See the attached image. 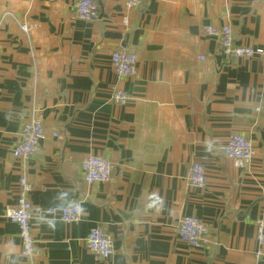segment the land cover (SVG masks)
Returning a JSON list of instances; mask_svg holds the SVG:
<instances>
[{
    "label": "crops",
    "instance_id": "1",
    "mask_svg": "<svg viewBox=\"0 0 264 264\" xmlns=\"http://www.w3.org/2000/svg\"><path fill=\"white\" fill-rule=\"evenodd\" d=\"M96 2L87 21L70 0H0V264H264L254 223L264 216L262 62L225 56L204 32L227 24L236 44L264 47V0H146L126 12L125 0ZM115 50L135 53L134 78L115 74ZM33 118L44 138L29 159L14 157ZM232 133L252 143L245 168L222 154ZM88 154L110 161L108 181L84 182ZM193 162L205 168L203 186L187 179ZM22 176L33 257L20 254L5 215ZM69 200L80 214L66 222ZM188 215L206 226L202 247L178 240ZM95 226L113 239L107 259L86 247Z\"/></svg>",
    "mask_w": 264,
    "mask_h": 264
},
{
    "label": "built area",
    "instance_id": "2",
    "mask_svg": "<svg viewBox=\"0 0 264 264\" xmlns=\"http://www.w3.org/2000/svg\"><path fill=\"white\" fill-rule=\"evenodd\" d=\"M146 0H125L124 11L139 7ZM74 14L77 18L91 21L98 18L99 5L96 0H70ZM122 22L127 24L128 17L122 16ZM27 30L26 25H22ZM204 32L216 36L220 52L228 57H253L261 59V72L264 78V47L254 48L247 45L236 44L233 40L232 29L224 24L220 27L205 26ZM111 66L119 77L134 78L137 73V57L134 52L115 50L110 56ZM128 95L123 91L114 93V100L123 103L128 100ZM18 140L12 150L14 157L29 159L38 149L39 143L44 138V127L41 121L33 118L23 122L18 134ZM251 141L240 133L229 135L226 144L222 148V154L228 158L234 167H247L253 157ZM83 180L86 184L106 182L111 176V163L108 159L97 154H88L81 162ZM188 181L194 186H203L205 183V168L200 162H193L188 170ZM31 190L30 183L22 176L18 180L16 202L6 208L5 215L17 225L20 239V254L24 257H33L40 254L36 240L31 232L30 221L32 218V205L28 198ZM80 214V204L76 200L69 202L60 208L59 216L62 221H74ZM255 237L259 243H264V216L255 220ZM206 226L196 216H183L177 227L178 240L190 247H202L205 240ZM86 247L97 260L107 259L113 252V239L102 226L91 228L85 238Z\"/></svg>",
    "mask_w": 264,
    "mask_h": 264
}]
</instances>
